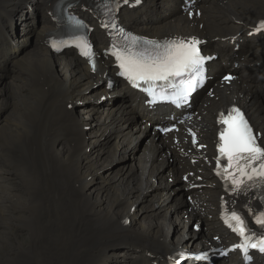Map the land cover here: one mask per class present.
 <instances>
[{"label": "bare ground", "instance_id": "1", "mask_svg": "<svg viewBox=\"0 0 264 264\" xmlns=\"http://www.w3.org/2000/svg\"><path fill=\"white\" fill-rule=\"evenodd\" d=\"M26 1L0 0V53L7 48L0 59L7 65L0 67V264H153L212 241V228L221 233L217 222L202 219L209 230L200 231L180 182L185 166L143 122L150 113L139 95L123 84L118 98L117 88H95L102 74H116V68L103 64L101 76L93 75L74 54L58 56L42 47L43 34L52 30L49 0L30 4L25 24ZM196 1L193 14H183V0H146L140 10L124 11L122 22L145 38H221L207 46L209 54L221 55L214 74L228 70L224 63H238L240 79L231 99L218 90L219 102H205L204 122L213 125L214 112L233 100L264 135V66L256 65L264 63V42L243 37L239 53L222 42L246 28L251 32L264 19V0ZM95 38L98 42L100 34ZM108 94L110 101L98 102ZM202 94L195 97L204 101ZM218 193L208 191L209 201ZM119 248L125 252L119 254ZM236 261L187 258L178 264Z\"/></svg>", "mask_w": 264, "mask_h": 264}, {"label": "snow or ice", "instance_id": "2", "mask_svg": "<svg viewBox=\"0 0 264 264\" xmlns=\"http://www.w3.org/2000/svg\"><path fill=\"white\" fill-rule=\"evenodd\" d=\"M260 29H264V21L260 22L257 30ZM198 44L199 41L195 39L173 40L163 45L155 44L151 50L140 49L139 38L133 36L130 37V43L112 54L118 61L119 74L128 79L134 87H140V82L148 84L149 87L143 90L154 97L156 94L152 88L153 82L165 81L171 84L172 78L180 77L181 87L176 88V85L172 84L176 90L171 97L164 95L159 97L179 102L186 99L204 71L206 58L200 54ZM82 54L87 56L89 52L83 51ZM185 75L188 77L187 80L183 79ZM219 122L226 127L219 134L218 151L221 157L227 159L224 172L232 177L233 185L239 188L245 178L248 181H252L254 177L264 178V147L258 143V134L253 131L240 109L232 108L226 116L221 114ZM217 163L219 166V159ZM230 220L235 221V226L231 223L229 226L242 237V243L237 247L245 254L249 248H258L264 252V235L256 242H252L253 234L248 232L240 215L232 212ZM256 222L264 227V213L260 214Z\"/></svg>", "mask_w": 264, "mask_h": 264}, {"label": "rangeland", "instance_id": "3", "mask_svg": "<svg viewBox=\"0 0 264 264\" xmlns=\"http://www.w3.org/2000/svg\"><path fill=\"white\" fill-rule=\"evenodd\" d=\"M26 11H27V14H24L25 16L23 17V23H25L26 24V22H27V20H28V22H29V20H30V16H31V12H29L27 9H30V4H31V6L32 7H34V6H37V5H39V2H37V0H27L26 1ZM41 6V5H40ZM24 7H22V10H24L25 9ZM37 10V9H36ZM26 11H24V12H26ZM263 13H264V8H263ZM262 13V12H261ZM29 16V17H28ZM141 17V16H140ZM143 17V16H142ZM24 18L25 19H27V20H24ZM147 20H151L152 18H150L149 16H147V18H146ZM20 24H22V22L21 23H19V32L18 33H20V34H22V30H24V28H22V26H20ZM15 35L17 34V33H14ZM15 37V36H14ZM19 38H24L23 36H20ZM13 43H14V46L15 47H17V43H16V41H13ZM19 44V43H18ZM25 48H23V50L22 51H25L24 50ZM4 76H8V74H3ZM104 86H102V88H103ZM104 90H106L107 91V89L104 87ZM95 92V91H94ZM114 92H117L116 94H114V96H116L117 98H118V95H120V93L118 92V88L116 89V91H114ZM113 93V92H112ZM88 95V96H87ZM91 95V93H89V94H86L84 97L87 99V100H89V96ZM93 99H95V98H93ZM112 99V96H110L109 94L107 95V96H104V98H101L98 102H100V103H103V102H106V101H110ZM114 100H115V98H114ZM116 100H118V99H116ZM88 102H90V101H88ZM111 102H113V101H111ZM83 102H81V103H77L76 104V108H75V111L77 112L76 114H78L79 115V111H80V109L82 108V104ZM8 112H6L5 114H4V116L7 114ZM85 122H83V124H84ZM83 126V125H82ZM86 127H90V125L89 126H86ZM132 128H134V126H132ZM145 141H146V139H145ZM65 144H67V142H65ZM24 233H26V231H24ZM167 234H169L170 236L171 235H175V233H173V232H169V233H167ZM23 239V238H22ZM120 250H119V254L120 253H123V251H124V249L123 248H119ZM125 252V251H124ZM131 259V258H130ZM132 261V260H131ZM153 264H156V262L155 263H153Z\"/></svg>", "mask_w": 264, "mask_h": 264}, {"label": "water", "instance_id": "4", "mask_svg": "<svg viewBox=\"0 0 264 264\" xmlns=\"http://www.w3.org/2000/svg\"><path fill=\"white\" fill-rule=\"evenodd\" d=\"M224 74H222L221 76H223ZM103 85V84H102ZM205 243H204V241H203V243L202 244H199V245H197V246H194L195 247V249H196V251H200L202 248H204L205 247ZM191 247H189V248H186L185 250H189Z\"/></svg>", "mask_w": 264, "mask_h": 264}]
</instances>
